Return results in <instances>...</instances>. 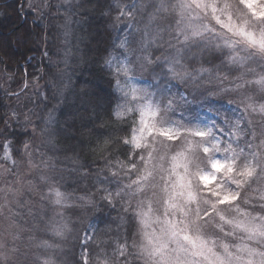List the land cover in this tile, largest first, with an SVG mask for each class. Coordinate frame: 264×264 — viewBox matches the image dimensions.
Wrapping results in <instances>:
<instances>
[{
    "label": "trees",
    "instance_id": "1",
    "mask_svg": "<svg viewBox=\"0 0 264 264\" xmlns=\"http://www.w3.org/2000/svg\"><path fill=\"white\" fill-rule=\"evenodd\" d=\"M28 1L0 0V154L9 145L24 186L17 205L0 212L13 228L0 264H150L136 211L148 163L135 143L143 101L134 89L166 107L170 99L188 126L208 121L227 143L220 125L251 122L240 97L221 88L240 75L227 61L234 52L189 39L179 0H51L39 15L26 11ZM228 2L244 14L243 0ZM177 55L192 77L155 82ZM145 65L150 77L141 78ZM13 108L24 122H7Z\"/></svg>",
    "mask_w": 264,
    "mask_h": 264
},
{
    "label": "rangeland",
    "instance_id": "2",
    "mask_svg": "<svg viewBox=\"0 0 264 264\" xmlns=\"http://www.w3.org/2000/svg\"><path fill=\"white\" fill-rule=\"evenodd\" d=\"M50 2L29 0L26 11L39 15ZM243 4L244 14L228 0H179L177 6L178 22L185 25L189 39L219 41L234 52L227 61L240 75L221 88L228 86L240 97L237 103L251 122L220 125L231 140L225 143L215 137L206 120L196 127L180 121L170 99L166 107L162 97L146 87L134 89L143 101L135 143L146 147L148 163L139 180L143 184L136 188V211L142 252L150 264H264V75L253 66L259 62L264 66V0H243ZM177 36L182 43L188 40L183 30ZM179 57L165 62L166 69L155 82L192 77ZM147 70L146 65L141 68V78L150 77ZM12 84L7 80L3 88L9 90ZM7 122L24 119L13 108ZM241 125L255 131L248 136L239 130ZM14 164L7 145L0 154V212L17 205L23 193L24 186L21 182L17 186L12 174ZM245 189L249 194L243 193ZM56 196L61 204L60 195ZM12 232L10 224L0 221V257Z\"/></svg>",
    "mask_w": 264,
    "mask_h": 264
}]
</instances>
